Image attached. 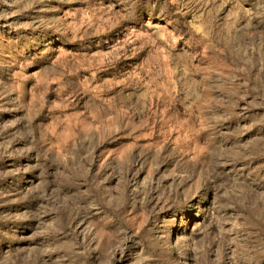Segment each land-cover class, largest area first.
<instances>
[{
    "label": "rangeland",
    "instance_id": "374dc122",
    "mask_svg": "<svg viewBox=\"0 0 264 264\" xmlns=\"http://www.w3.org/2000/svg\"><path fill=\"white\" fill-rule=\"evenodd\" d=\"M0 264H264V0H0Z\"/></svg>",
    "mask_w": 264,
    "mask_h": 264
}]
</instances>
